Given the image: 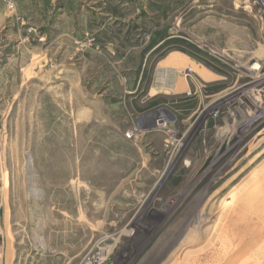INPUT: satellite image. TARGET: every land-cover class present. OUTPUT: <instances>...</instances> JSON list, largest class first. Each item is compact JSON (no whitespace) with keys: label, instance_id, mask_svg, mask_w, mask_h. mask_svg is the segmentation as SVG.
<instances>
[{"label":"rangeland","instance_id":"374dc122","mask_svg":"<svg viewBox=\"0 0 264 264\" xmlns=\"http://www.w3.org/2000/svg\"><path fill=\"white\" fill-rule=\"evenodd\" d=\"M263 55L264 0H0V264H264Z\"/></svg>","mask_w":264,"mask_h":264},{"label":"bare ground","instance_id":"6f19581e","mask_svg":"<svg viewBox=\"0 0 264 264\" xmlns=\"http://www.w3.org/2000/svg\"><path fill=\"white\" fill-rule=\"evenodd\" d=\"M226 25V24H224ZM227 26V25H226ZM228 27V26H227ZM240 31V29H239ZM236 32V31H235ZM241 33V32H240ZM241 46V45H240ZM262 50V49H261ZM261 51H258V50H248L246 51L245 50V53L242 55V56H239V58L237 59V64L238 65H247L250 61L248 60H252L253 58H261ZM251 54V56L249 55ZM247 56H250L249 59L247 60ZM264 56V55H263ZM256 60V59H255ZM253 64V63H252ZM256 65H254L253 67H255ZM191 68V70H193L198 76H200L201 79H203L204 81H212V80H215L218 76L212 72L211 70H208L205 66H202L201 64H199L197 61H192L189 62V61H186V62H181L180 65L178 66H174V75H175V78L177 77L179 80H178V83L176 84H164V87H162V92L165 93V94H178V93H181L183 92L184 90H189V87H190V83H189V77H192V79H196V76H194L192 73H188L186 71L187 68ZM188 68V69H189ZM184 73V75L182 76V78H180V75ZM166 78V77H165ZM180 81V82H179ZM262 87H256L255 89H251L249 90V94H247V96L250 95L255 97V96H258V94L262 91ZM248 93V92H247ZM246 95L241 98V102L242 103H247L248 105H250L253 110H254V114L258 111L259 107L260 108H263V106L261 104H259V102H256V103H250L249 99L246 98L247 97ZM255 100V99H254ZM155 114V113H154ZM158 120V119H157ZM1 122V121H0ZM163 124V129L166 128V125L167 123L163 120V123L159 122L158 125H161ZM155 128V127H154ZM168 130V129H167ZM263 132H264V129H263ZM100 190V189H99ZM106 192V191H105ZM120 194V193H119ZM105 196V195H104ZM225 203L222 204V206H224ZM213 205V204H211ZM209 212L213 213V207L210 206L209 208ZM208 212V213H209ZM207 213V214H208ZM209 213V214H210ZM221 215V213H220ZM208 217V216H207ZM206 220V218H204ZM189 221V220H188ZM184 222V221H183ZM188 224V223H187ZM182 226V225H181ZM195 228V225L194 224H191V227L188 229V232L187 234L185 235V237L180 241V243L178 244V246L183 243V241L185 240V238L189 235V233ZM201 234L203 236L207 235V233L209 232V226H205L203 228H201ZM177 235V234H176ZM213 240L211 239V237H208L204 243L205 245L203 246L204 248L208 249V250H214L216 247H220L221 246V241L219 240L217 242L214 241L212 242ZM109 250V249H108ZM107 250V251H108ZM104 251H105V248H104ZM109 252V251H108ZM105 254V253H104ZM168 257V256H167ZM167 257L165 258V260L163 261L162 264H167L169 263ZM195 257V256H194ZM194 257L193 258H190L188 259L186 262L184 263H180V262H174L175 264H206L204 261L200 262V260H194ZM206 261H208V259H206ZM231 262V259L229 258V261H227V263L225 264H229ZM209 264H214V263H211V261L209 262Z\"/></svg>","mask_w":264,"mask_h":264},{"label":"crops","instance_id":"0c3cea01","mask_svg":"<svg viewBox=\"0 0 264 264\" xmlns=\"http://www.w3.org/2000/svg\"><path fill=\"white\" fill-rule=\"evenodd\" d=\"M209 17H211V18H213L212 16H209ZM208 17V18H209ZM215 18V17H214ZM215 20H217V19H209L208 20V22L212 25V26H214V30H213V34H211V37H210V39H209V41H211V42H213L214 44H216V42H219V41H221L219 38H220V36H221V33L223 32V31H225L226 29H228V30H230V25H228V24H226V25H224L226 22H224V21H222V20H218V22L217 21H215ZM222 21V22H221ZM216 26H218V29L216 28ZM231 30H232V28H231ZM244 48L247 50L248 48L246 47V46H244ZM231 50V49H230ZM242 51H245V50H243V49H241V51L240 52H242ZM179 52H175V53H173L171 56H169L168 58H166L164 61H163V63H160V65H159V68H158V70H159V73H160V80H159V82H161L162 84H163V75H167L168 74V69L167 68H170V67H172V66H170L169 65V63H168V61H172V60H185V58H188V57H182L181 55V57H179ZM175 80H177V79H175ZM158 82V83H159ZM177 82V81H176Z\"/></svg>","mask_w":264,"mask_h":264},{"label":"built area","instance_id":"2783aa9c","mask_svg":"<svg viewBox=\"0 0 264 264\" xmlns=\"http://www.w3.org/2000/svg\"><path fill=\"white\" fill-rule=\"evenodd\" d=\"M254 1H255V2H260V1H262V0H254ZM263 108H264V107H263ZM263 108H262V109H263Z\"/></svg>","mask_w":264,"mask_h":264},{"label":"water","instance_id":"95a60500","mask_svg":"<svg viewBox=\"0 0 264 264\" xmlns=\"http://www.w3.org/2000/svg\"><path fill=\"white\" fill-rule=\"evenodd\" d=\"M0 121H1V114H0Z\"/></svg>","mask_w":264,"mask_h":264}]
</instances>
